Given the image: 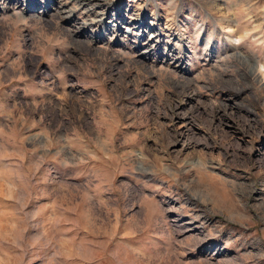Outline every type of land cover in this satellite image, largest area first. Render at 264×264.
Segmentation results:
<instances>
[{"label":"rangeland","instance_id":"obj_1","mask_svg":"<svg viewBox=\"0 0 264 264\" xmlns=\"http://www.w3.org/2000/svg\"><path fill=\"white\" fill-rule=\"evenodd\" d=\"M23 1L2 43L107 128L29 137L0 107V264H264V0Z\"/></svg>","mask_w":264,"mask_h":264},{"label":"crops","instance_id":"obj_2","mask_svg":"<svg viewBox=\"0 0 264 264\" xmlns=\"http://www.w3.org/2000/svg\"><path fill=\"white\" fill-rule=\"evenodd\" d=\"M23 25H27L26 21ZM2 41L3 38L0 37V91H2L0 94V107H11L14 105L12 111L14 112V117L11 115L12 112L7 116L9 130L19 133L21 131L27 132L29 137L32 135L37 136L32 133H43L45 136L51 137L62 129L64 132H71L77 138H81L84 137L79 127L81 120L92 124L86 128L87 133L91 135L107 128V99L97 100L93 104L80 102L64 106L61 101L68 97L65 92H69L70 88L77 86L67 83L63 77L64 72L58 68L55 69L53 66L55 58L51 54L49 58H45L44 54L42 56L53 73L58 77L59 82L49 84L39 82L32 77L31 70L20 63L24 58L19 57L23 52L18 36L10 38L8 42L2 43ZM8 43L12 44L11 52L14 51V55H11L12 57L10 58L6 56L9 53L7 51ZM44 43L52 49H60L58 41L46 39ZM79 86L84 90H95L98 85L87 86L86 83L82 82L79 83ZM78 94L73 93L69 97L72 98ZM11 100L12 105L10 104ZM16 105L21 108V111L16 109ZM72 105L74 106L72 107ZM64 115L74 117L78 127L69 124L65 131ZM3 117L0 116V129L5 126L3 125ZM87 117H90V120Z\"/></svg>","mask_w":264,"mask_h":264},{"label":"bare ground","instance_id":"obj_3","mask_svg":"<svg viewBox=\"0 0 264 264\" xmlns=\"http://www.w3.org/2000/svg\"><path fill=\"white\" fill-rule=\"evenodd\" d=\"M10 1H11V0H4V2H7V3H9ZM12 1H13V0H12ZM15 1L17 2V0H15ZM24 1H25L26 3L28 2V0H24ZM24 1H23V2H24ZM97 5H99V4L97 3ZM99 19H100V18H99ZM101 19H102V18H101ZM132 20H133V21H132L133 23H139L140 25L143 24V19H142V18H140V19H139V18H138V19H132ZM100 21H101V20H100ZM102 21H103V20H102ZM103 23H104V24H103ZM105 23H106V22H102V27L105 28V29H107V26H106ZM137 25H138V24H137ZM135 28H136V27H135ZM137 28H138V26H137ZM105 29H103L102 32H105ZM129 29H130V28H127L126 31L128 32ZM152 36H155V37L157 36V37H158V33H155V35H152ZM152 39H154V38L152 37ZM146 50H147V49H146ZM144 53L147 55V52H144Z\"/></svg>","mask_w":264,"mask_h":264},{"label":"built area","instance_id":"obj_4","mask_svg":"<svg viewBox=\"0 0 264 264\" xmlns=\"http://www.w3.org/2000/svg\"><path fill=\"white\" fill-rule=\"evenodd\" d=\"M24 3H25V1H24ZM25 4H26V3H25ZM25 4H24V5H25ZM21 5H23V4H21ZM25 6H26V5H25Z\"/></svg>","mask_w":264,"mask_h":264}]
</instances>
